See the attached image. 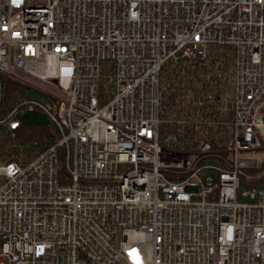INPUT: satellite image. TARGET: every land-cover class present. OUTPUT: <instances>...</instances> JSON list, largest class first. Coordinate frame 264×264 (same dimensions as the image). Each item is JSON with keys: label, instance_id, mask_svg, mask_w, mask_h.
I'll return each instance as SVG.
<instances>
[{"label": "built area", "instance_id": "obj_1", "mask_svg": "<svg viewBox=\"0 0 264 264\" xmlns=\"http://www.w3.org/2000/svg\"><path fill=\"white\" fill-rule=\"evenodd\" d=\"M258 152L264 0H0V264H264Z\"/></svg>", "mask_w": 264, "mask_h": 264}, {"label": "rangeland", "instance_id": "obj_2", "mask_svg": "<svg viewBox=\"0 0 264 264\" xmlns=\"http://www.w3.org/2000/svg\"><path fill=\"white\" fill-rule=\"evenodd\" d=\"M38 1H43V0H38ZM111 70H112V63L111 62L105 61V62L102 63V66H101V84H103V77L104 76L108 77L109 75H111ZM28 98L42 99V97L40 95H38L37 93H35V92H30L28 94ZM25 129H26V131L29 134L38 133V130L36 129V126H28ZM52 133L55 134V132L53 130H52ZM5 135H6V132H5L4 129H2L1 143L2 144L5 143L6 146H5V149L1 148V151L5 152V153H8V154L16 153V151H18V149H16L14 146L8 144V142H10V141L9 140L7 141V137ZM19 147L22 149V151L25 150V147H23L21 145ZM41 147H43V146L41 145ZM256 156H257L258 162H261L262 158L264 157L262 152H258ZM3 182H4L3 178H0V185H2ZM249 185H250V182L245 181L243 179L241 180L240 187H239L237 193H238V199L240 201H242V202H251V200L249 199L248 196H243L242 195V193L244 191H247V190L250 189ZM256 185H254V186H256Z\"/></svg>", "mask_w": 264, "mask_h": 264}, {"label": "trees", "instance_id": "obj_3", "mask_svg": "<svg viewBox=\"0 0 264 264\" xmlns=\"http://www.w3.org/2000/svg\"><path fill=\"white\" fill-rule=\"evenodd\" d=\"M15 90H16V87H14V85H9V86L4 87V95H3L4 104L10 103V100L11 101L14 100V96L11 94V91H15ZM37 130H38V133L41 134L42 140H40L39 145L36 148L27 147L25 150L22 151L25 154L26 160L33 157L36 154L35 152L40 151L43 148L41 147V145L45 146L46 144H49L50 142H52V139L50 140V138H52L50 127L47 126L45 128H40ZM25 132L27 131L25 130ZM21 138L22 140L20 141L22 143H25L28 137H26V135H22ZM14 155H17V151L16 153H14ZM13 159H16V158H13Z\"/></svg>", "mask_w": 264, "mask_h": 264}, {"label": "water", "instance_id": "obj_4", "mask_svg": "<svg viewBox=\"0 0 264 264\" xmlns=\"http://www.w3.org/2000/svg\"><path fill=\"white\" fill-rule=\"evenodd\" d=\"M22 124L27 126H45L47 125V119L44 114L34 111H25L19 116Z\"/></svg>", "mask_w": 264, "mask_h": 264}]
</instances>
